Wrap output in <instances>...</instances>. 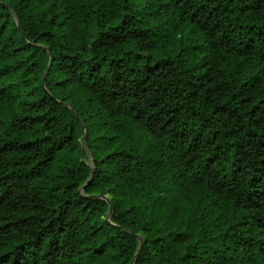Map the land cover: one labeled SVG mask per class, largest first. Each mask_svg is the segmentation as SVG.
I'll list each match as a JSON object with an SVG mask.
<instances>
[{
	"label": "trees",
	"instance_id": "16d2710c",
	"mask_svg": "<svg viewBox=\"0 0 264 264\" xmlns=\"http://www.w3.org/2000/svg\"><path fill=\"white\" fill-rule=\"evenodd\" d=\"M0 264H264V0H0Z\"/></svg>",
	"mask_w": 264,
	"mask_h": 264
},
{
	"label": "rangeland",
	"instance_id": "374dc122",
	"mask_svg": "<svg viewBox=\"0 0 264 264\" xmlns=\"http://www.w3.org/2000/svg\"><path fill=\"white\" fill-rule=\"evenodd\" d=\"M86 162L90 164V159H89V155L88 153H86V158H85Z\"/></svg>",
	"mask_w": 264,
	"mask_h": 264
},
{
	"label": "water",
	"instance_id": "95a60500",
	"mask_svg": "<svg viewBox=\"0 0 264 264\" xmlns=\"http://www.w3.org/2000/svg\"><path fill=\"white\" fill-rule=\"evenodd\" d=\"M92 198H98V197H92Z\"/></svg>",
	"mask_w": 264,
	"mask_h": 264
}]
</instances>
